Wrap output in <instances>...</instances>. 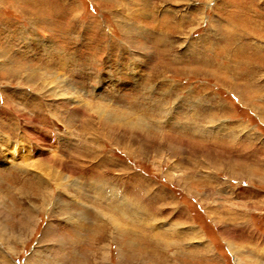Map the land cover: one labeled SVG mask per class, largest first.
I'll list each match as a JSON object with an SVG mask.
<instances>
[{
    "label": "rangeland",
    "instance_id": "obj_1",
    "mask_svg": "<svg viewBox=\"0 0 264 264\" xmlns=\"http://www.w3.org/2000/svg\"><path fill=\"white\" fill-rule=\"evenodd\" d=\"M0 264H264V0H0Z\"/></svg>",
    "mask_w": 264,
    "mask_h": 264
}]
</instances>
